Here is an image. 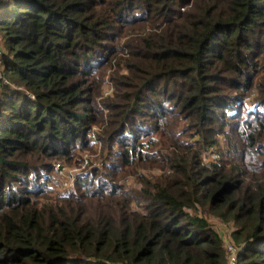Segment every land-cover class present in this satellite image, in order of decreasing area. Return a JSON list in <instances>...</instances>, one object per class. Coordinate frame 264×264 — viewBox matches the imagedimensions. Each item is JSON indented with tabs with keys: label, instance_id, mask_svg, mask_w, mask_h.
<instances>
[{
	"label": "trees",
	"instance_id": "16d2710c",
	"mask_svg": "<svg viewBox=\"0 0 264 264\" xmlns=\"http://www.w3.org/2000/svg\"><path fill=\"white\" fill-rule=\"evenodd\" d=\"M0 32V264H229L216 224L264 264V0H0Z\"/></svg>",
	"mask_w": 264,
	"mask_h": 264
},
{
	"label": "built area",
	"instance_id": "2783aa9c",
	"mask_svg": "<svg viewBox=\"0 0 264 264\" xmlns=\"http://www.w3.org/2000/svg\"><path fill=\"white\" fill-rule=\"evenodd\" d=\"M2 56H3V50L0 48V67L2 63ZM3 84L7 85L8 82L0 81V91L2 89ZM108 90H109L108 94H111L110 87L108 88ZM95 130L97 131L98 129L96 128ZM93 139H95L94 134H93ZM216 160H217V155L213 154L210 157L209 162L216 161ZM85 163L89 164V160H86ZM95 166L98 167L99 165L96 163ZM54 174L59 179L62 180L63 187L61 191H66V190H71L74 187L76 177L79 174V172H77L76 174H73V172L68 170L67 167H63L59 164L55 166ZM224 243H225L226 251L229 255V264H238L237 256H238L239 248L236 247V245L232 243L229 239H227V241H225Z\"/></svg>",
	"mask_w": 264,
	"mask_h": 264
},
{
	"label": "rangeland",
	"instance_id": "374dc122",
	"mask_svg": "<svg viewBox=\"0 0 264 264\" xmlns=\"http://www.w3.org/2000/svg\"><path fill=\"white\" fill-rule=\"evenodd\" d=\"M2 40H4V34L2 33V32H0V48L2 49V50H4L3 49V45H2ZM108 88L106 89V87H105V89H104V96L106 97L107 95H108ZM87 155H85V158L87 159ZM95 157H96V155L95 156H92V158L91 157H89L90 158V161L91 162H94L95 161ZM92 159H94V161L92 160ZM91 162H89V164H86V163H84V166H82V164L80 165V166H78V168H67L68 170H70L71 172H73V174H76L77 172H81V171H84V168L85 167H88V166H90V164H91ZM98 161H96V163H97ZM55 175V174H54ZM55 177H56V179L57 180H59V178L55 175ZM60 182V181H59ZM62 182V181H61ZM62 187H63V184H62ZM59 189H61V185H60V187H59ZM217 225V230L219 231V234L222 236V239H223V242H225V241H227V239H228V229H225L223 226H221V225H219V224H216Z\"/></svg>",
	"mask_w": 264,
	"mask_h": 264
}]
</instances>
